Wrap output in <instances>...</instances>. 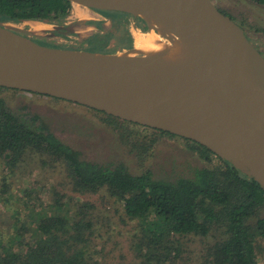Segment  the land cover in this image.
I'll list each match as a JSON object with an SVG mask.
<instances>
[{"label":"trees","instance_id":"16d2710c","mask_svg":"<svg viewBox=\"0 0 264 264\" xmlns=\"http://www.w3.org/2000/svg\"><path fill=\"white\" fill-rule=\"evenodd\" d=\"M253 1L264 4V0ZM73 5L70 0H0V21H37L66 31L63 25ZM147 30L144 22V31ZM128 41L125 49H134L132 36ZM82 44L87 46H48L101 54L125 51L122 46L109 48V36L96 35ZM0 90L19 92L1 87ZM93 111L125 130L136 125ZM148 129L157 137H178ZM157 140L142 142L138 150L141 161L149 159ZM184 140L193 145L191 149L200 153L203 160L211 162L215 156L204 146ZM134 147L137 149L139 142ZM28 154L44 157L47 166H61L74 192H106L123 209L125 218L138 221L141 260L136 264H188L179 261L183 243L176 238L206 237L213 229L219 230L220 239L207 248L204 264H261L260 258H264V188L226 160L218 157L217 166L198 168L191 177L157 178L151 171L135 175L121 160L107 164L85 160L82 152L59 139L40 115L27 106L14 110L0 97V159L13 170L20 167ZM51 191L48 203H32L34 190L25 191L23 200L28 199L29 213L24 221L17 217L8 245L0 240V264H109L105 257H97L100 253L93 243L92 206L84 203L75 209L64 202L65 196L55 186Z\"/></svg>","mask_w":264,"mask_h":264},{"label":"water","instance_id":"95a60500","mask_svg":"<svg viewBox=\"0 0 264 264\" xmlns=\"http://www.w3.org/2000/svg\"><path fill=\"white\" fill-rule=\"evenodd\" d=\"M70 1L130 13L147 23L126 0ZM167 1L178 11L172 9L175 19H168L175 21V39L185 42L186 27L202 49V70L187 79L153 81L180 50L169 59L141 54L121 66L109 59L129 50L101 54L52 48L0 22V87L64 100L191 140L264 188V56L212 0ZM63 54L100 55L109 61L66 67L57 58ZM147 77L151 82L145 84ZM158 112H167L172 128L152 123Z\"/></svg>","mask_w":264,"mask_h":264},{"label":"rangeland","instance_id":"374dc122","mask_svg":"<svg viewBox=\"0 0 264 264\" xmlns=\"http://www.w3.org/2000/svg\"><path fill=\"white\" fill-rule=\"evenodd\" d=\"M212 2L241 27L250 41L252 40L264 54V6L253 0H212ZM73 7L74 11L70 16L71 28L66 31L75 32L81 38L97 32V29L83 25L94 20V13L83 6ZM6 25L10 26V31L33 41L51 38L50 42L68 46L75 44V37L70 38V41L56 36L50 37V33H55V29L50 26L36 23ZM107 26L109 27L110 24L108 23ZM151 32L158 35L157 32ZM143 36L145 34L140 31L134 32L137 45ZM171 37L173 39L171 41L176 40L175 37ZM167 41L170 42L168 39ZM139 55L141 53H136V57ZM0 97L14 110L22 106L29 107L30 111L43 118L59 139L81 151L83 158L90 162L107 164L113 160H121L135 175L151 171L157 178L168 179L191 177L198 168H211L219 164L215 154L211 162L203 160L200 153L191 149L193 145L182 138L157 137L148 127L136 125H129L125 130L117 122L107 120L102 114L71 102L10 90H0ZM128 135L129 140H127ZM158 138L153 152H150L152 155L145 162L141 161L138 150L142 142L146 141L148 144ZM135 142H139L137 149L134 147ZM43 160L44 157L39 154H28L20 167L12 170L0 159V240L4 241L3 244L8 245V240L14 236L17 217H21L24 221L26 214L29 213L26 207L28 199L23 200L25 191L34 190L32 203H38L40 200L48 203L52 195L51 190L55 186L60 195L65 196L64 202L70 204V207L76 209L84 203L92 206L90 212L93 215L95 232L93 243L100 253L98 258L105 257L109 264L140 263L138 221H129L125 218L123 209L105 191V193L86 195L74 192L66 182L65 170L61 166H47ZM217 238L220 239L217 229H213L206 237H177L176 239L183 243L180 247L179 261L204 264L207 248L215 243ZM260 259L261 264H264L263 256Z\"/></svg>","mask_w":264,"mask_h":264},{"label":"bare ground","instance_id":"6f19581e","mask_svg":"<svg viewBox=\"0 0 264 264\" xmlns=\"http://www.w3.org/2000/svg\"><path fill=\"white\" fill-rule=\"evenodd\" d=\"M167 2V0H126V4L141 14L147 21L151 28L150 30L158 33V35L154 33L148 34L149 32L144 33L147 35L143 36L139 45L136 44V48L132 51H127L117 56H111L112 59L110 58V61L106 57L100 55L88 54L78 56L63 54L57 58L66 67L75 63L79 65H86L92 62L106 64L108 61L124 66L128 61L136 58V53H141L152 59H169L174 55L176 50H180L181 53L175 58V62L167 64L165 68L153 75V81H166L175 78L187 79L200 69L202 70V49L196 40L189 36L186 27H184L183 30L185 42L177 40L171 41L173 40L171 36L175 37L171 30V25L174 24L175 21L172 20L168 22V19H175V13L172 12V9H175L170 6L167 7ZM183 23L184 22L181 24ZM165 38H168L170 42L167 40L165 41ZM150 79L147 77L145 84L151 82ZM152 123L157 126L172 128V123L170 122L167 112H158L153 118Z\"/></svg>","mask_w":264,"mask_h":264},{"label":"flooded vegetation","instance_id":"af4514ba","mask_svg":"<svg viewBox=\"0 0 264 264\" xmlns=\"http://www.w3.org/2000/svg\"><path fill=\"white\" fill-rule=\"evenodd\" d=\"M260 5L264 6V4H260ZM85 8H87V7H85ZM73 9H74V7H73ZM73 9H72V12L74 11ZM87 9H89L90 11H92L94 13L95 18L92 21H88L86 23H83V25L84 26L87 25L89 27L97 29L98 30L97 32H92L91 34H89L88 37L81 38L78 34H75V32L68 31V32H70V33H68L67 31L62 30L60 27V29L55 31V33H50V37L56 36L57 38L62 39V40H66V41H70V38L75 37V44L74 45L68 46V45L57 43V42H50L51 38L34 39V41L38 44H41V45H43L42 43H44V45L46 43L47 45H45V46L61 45V46L67 47V48H69L71 46L75 47V48H82L83 46L84 47L87 46V44H82L83 41L91 39L96 35H99V37L100 36H109V48L116 49L117 47L122 46L124 48L123 50H129V49H125V48H127L126 46L129 44L128 37H130V36H132L133 41L135 42V48H136V41L137 40H135V38H134V32L135 31H140L142 33H148L149 32L148 34L153 33V32H150V28H149L148 24H147L148 30L144 31V22L145 21L139 16H135V15L130 14V13L119 12V11L100 10V9H95V8H87ZM71 15L72 14H70L67 17V19L65 20V23L63 25L66 27L67 30H69V27H70V16ZM1 23H4V24H21L22 22L21 23L1 22ZM108 23L110 24L109 27L107 26ZM81 25H82V23H81ZM79 28H80V26H79ZM63 31L65 32L64 34L62 33ZM138 34L140 35L141 33H138ZM145 35H147V34H145ZM248 39H249V36H248ZM252 44L257 47V45L254 42ZM49 47H51V46H49ZM257 49L260 51V49L258 47H257ZM132 50L130 49L129 51H132ZM125 52H127V51H125ZM260 52L262 53V51H260ZM262 55L264 56L263 53H262Z\"/></svg>","mask_w":264,"mask_h":264},{"label":"crops","instance_id":"0c3cea01","mask_svg":"<svg viewBox=\"0 0 264 264\" xmlns=\"http://www.w3.org/2000/svg\"><path fill=\"white\" fill-rule=\"evenodd\" d=\"M27 23H36V24H39V25H45V26H50V27H52V28H54L55 29V31H57V30H59L60 29V27H58V26H56V25H52V24H47V23H43V22H37V21H24V22H22L21 24H27ZM20 24V25H21ZM13 25H16V24H13ZM44 26V27H45Z\"/></svg>","mask_w":264,"mask_h":264}]
</instances>
